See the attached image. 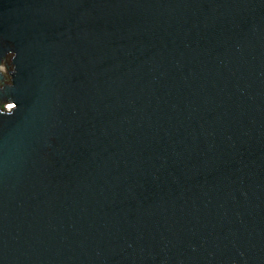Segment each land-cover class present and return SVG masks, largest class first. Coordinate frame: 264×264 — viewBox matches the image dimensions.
<instances>
[{
  "label": "water",
  "instance_id": "obj_1",
  "mask_svg": "<svg viewBox=\"0 0 264 264\" xmlns=\"http://www.w3.org/2000/svg\"><path fill=\"white\" fill-rule=\"evenodd\" d=\"M0 264H264V0H0Z\"/></svg>",
  "mask_w": 264,
  "mask_h": 264
},
{
  "label": "rangeland",
  "instance_id": "obj_2",
  "mask_svg": "<svg viewBox=\"0 0 264 264\" xmlns=\"http://www.w3.org/2000/svg\"><path fill=\"white\" fill-rule=\"evenodd\" d=\"M5 69H6V67H5L4 63H1L0 70L3 71V72H5Z\"/></svg>",
  "mask_w": 264,
  "mask_h": 264
}]
</instances>
